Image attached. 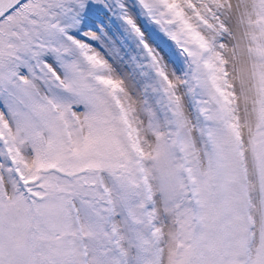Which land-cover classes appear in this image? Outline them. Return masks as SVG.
<instances>
[{"label": "snow or ice", "instance_id": "1", "mask_svg": "<svg viewBox=\"0 0 264 264\" xmlns=\"http://www.w3.org/2000/svg\"><path fill=\"white\" fill-rule=\"evenodd\" d=\"M0 264H264V0H0Z\"/></svg>", "mask_w": 264, "mask_h": 264}, {"label": "rangeland", "instance_id": "2", "mask_svg": "<svg viewBox=\"0 0 264 264\" xmlns=\"http://www.w3.org/2000/svg\"><path fill=\"white\" fill-rule=\"evenodd\" d=\"M96 11V20L97 26L106 25L105 32L108 33V36L111 37L114 41L117 42L118 46L122 47L125 51H132V40L126 34H124V29L121 28L120 21L116 19L115 16L107 14V9L104 8L103 4L97 7ZM149 27V33L156 35L161 41L166 45L165 50L173 53L171 58L176 60L177 66L179 65V59L175 57V46L174 43L163 36V33H159L158 29H154L152 26Z\"/></svg>", "mask_w": 264, "mask_h": 264}]
</instances>
